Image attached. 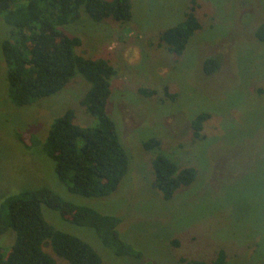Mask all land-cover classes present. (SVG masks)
Here are the masks:
<instances>
[{"label":"rangeland","instance_id":"obj_1","mask_svg":"<svg viewBox=\"0 0 264 264\" xmlns=\"http://www.w3.org/2000/svg\"><path fill=\"white\" fill-rule=\"evenodd\" d=\"M192 4L202 26L176 56L158 34L184 19ZM82 14L80 24L67 30L82 39L77 53L104 57L116 68L107 113L129 155V170L117 190L102 197L71 193L59 181L42 143L54 118L69 107L76 123L96 122L80 104L89 83L77 74L56 94L13 106L2 55L9 25L0 22V203L48 186L73 203L118 215V230L139 258L115 255L93 228L64 221L42 205L49 223L86 240L108 264L210 263L220 249L224 264H264V42L254 35L264 21V0H132V19L123 23ZM207 57L220 60L210 75L203 71ZM139 87L155 93L143 96ZM201 111L210 117L196 139L190 120ZM16 130L35 133L41 146L28 148ZM151 137L180 167L197 170L195 182L172 199L152 186L153 152L143 147ZM9 231L0 236L5 246L14 238ZM44 249L58 264H70L49 245Z\"/></svg>","mask_w":264,"mask_h":264},{"label":"trees","instance_id":"obj_2","mask_svg":"<svg viewBox=\"0 0 264 264\" xmlns=\"http://www.w3.org/2000/svg\"><path fill=\"white\" fill-rule=\"evenodd\" d=\"M188 8L184 19L158 34L159 43L176 56L182 55L202 26L194 5ZM83 12L97 22L110 18L129 22L133 16L132 0H0V22L9 25L8 36L2 42V55L7 69L8 97L16 108L56 94L79 76L77 74L89 83L80 104L96 119L95 123H76L75 109L69 107L54 118L43 143L33 132L16 130L15 137L28 148L42 143L44 152L54 161L57 178L69 192L102 197L117 190L129 170V155L116 122L107 113L116 68L104 57L77 53L82 39L67 30L80 24ZM254 35L264 42V21L256 27ZM202 64L204 73L210 75L219 69L220 60L207 57ZM138 91L146 97L155 93L143 87ZM209 117V112L201 111L191 118L190 127L196 139L201 136L203 124ZM143 147L153 152L150 159L152 186L164 199H172L182 187L195 182L196 168L180 167L161 150L157 137L147 139ZM43 204L59 211L64 221L93 228L102 244L115 255L141 256V252L121 236L118 215L73 203L52 188L40 186L8 195L1 201L0 236L11 230L6 235L12 234L14 238L7 246L0 242V264H58L45 251L46 245L70 264H108L86 240L49 223L43 215ZM3 247L8 248L4 251ZM225 257V251L220 249L210 263L193 259L186 262L224 264Z\"/></svg>","mask_w":264,"mask_h":264}]
</instances>
